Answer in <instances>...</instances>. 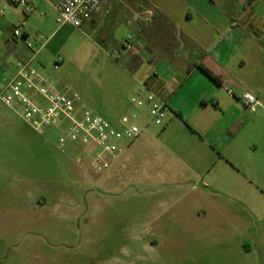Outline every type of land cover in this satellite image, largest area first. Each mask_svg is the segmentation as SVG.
<instances>
[{
  "label": "rangeland",
  "instance_id": "374dc122",
  "mask_svg": "<svg viewBox=\"0 0 264 264\" xmlns=\"http://www.w3.org/2000/svg\"><path fill=\"white\" fill-rule=\"evenodd\" d=\"M0 32L1 80L15 56ZM41 56L33 67L98 115L116 124L127 111L135 91L108 44L67 29ZM241 72L217 106L197 70L166 99V125L91 177L0 101V264H264V103L251 112L242 99L264 66Z\"/></svg>",
  "mask_w": 264,
  "mask_h": 264
},
{
  "label": "crops",
  "instance_id": "0c3cea01",
  "mask_svg": "<svg viewBox=\"0 0 264 264\" xmlns=\"http://www.w3.org/2000/svg\"><path fill=\"white\" fill-rule=\"evenodd\" d=\"M60 1L37 0L34 10L27 15L18 6H11L0 17V29L7 33L5 45L15 59H25L31 54L28 44L38 45L42 46L37 55L38 63L42 64L41 54L48 39L70 29L80 36H95L97 42L117 50V59L124 61L123 67L129 75L130 92L135 91L138 81L148 79L156 70L157 92L166 101L170 92L181 91L187 79L200 71L199 64L206 66L220 78L221 85L212 81L217 91L210 97H202V101L212 102L217 98V106L216 94L225 87H239L245 64L264 66V0H99V8L81 28L55 26L49 30L50 24L56 22L53 6ZM144 9L153 11L151 23L144 22ZM22 21H25L23 38L15 40L12 31ZM36 31L48 34V39L39 43L34 39ZM126 39H130L137 55L122 49ZM14 71L13 64L7 75ZM252 81V91L246 93L262 105L264 78L256 72ZM210 90L214 91L213 86ZM140 136L125 147L114 166L136 153L132 146ZM239 218L237 214L235 219Z\"/></svg>",
  "mask_w": 264,
  "mask_h": 264
},
{
  "label": "built area",
  "instance_id": "2783aa9c",
  "mask_svg": "<svg viewBox=\"0 0 264 264\" xmlns=\"http://www.w3.org/2000/svg\"><path fill=\"white\" fill-rule=\"evenodd\" d=\"M36 1L0 0V17L11 6L20 7L27 15L34 10ZM99 5V0H61L53 6L57 14L56 24L59 27L81 28ZM142 14L144 22L151 23L153 11L144 9ZM24 27L25 21H22L13 29L12 38L22 39ZM27 46L31 54L25 59H15L14 73L0 80V101L35 131L53 133L60 152L71 153L90 177L107 170L125 147L139 137L143 128L150 124L157 127L166 125V101L148 85L149 80L158 78V71L153 70L148 79L138 81L135 93L128 99L127 111L113 124L95 113L78 92L58 88L41 75L33 67V62L42 46ZM122 49L138 54L130 39L122 42ZM242 99L251 112L260 105L249 93L243 94Z\"/></svg>",
  "mask_w": 264,
  "mask_h": 264
},
{
  "label": "trees",
  "instance_id": "16d2710c",
  "mask_svg": "<svg viewBox=\"0 0 264 264\" xmlns=\"http://www.w3.org/2000/svg\"><path fill=\"white\" fill-rule=\"evenodd\" d=\"M202 73H204L211 81H213L216 85H221V80L218 76H216L210 69H208L206 66L199 64L197 66ZM148 85L152 87L154 91L159 90V85L157 84V81L154 79H151L148 81Z\"/></svg>",
  "mask_w": 264,
  "mask_h": 264
},
{
  "label": "water",
  "instance_id": "95a60500",
  "mask_svg": "<svg viewBox=\"0 0 264 264\" xmlns=\"http://www.w3.org/2000/svg\"><path fill=\"white\" fill-rule=\"evenodd\" d=\"M234 132V130L233 131H231V133H233ZM231 133L229 134V136H231Z\"/></svg>",
  "mask_w": 264,
  "mask_h": 264
}]
</instances>
